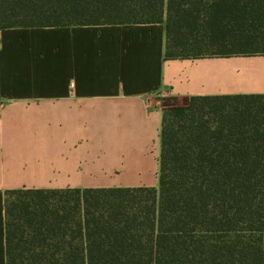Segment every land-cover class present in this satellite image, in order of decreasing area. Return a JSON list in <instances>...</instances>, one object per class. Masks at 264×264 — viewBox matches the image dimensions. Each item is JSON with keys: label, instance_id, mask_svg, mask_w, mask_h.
Listing matches in <instances>:
<instances>
[{"label": "trees", "instance_id": "obj_1", "mask_svg": "<svg viewBox=\"0 0 264 264\" xmlns=\"http://www.w3.org/2000/svg\"><path fill=\"white\" fill-rule=\"evenodd\" d=\"M162 22L165 60L264 56V0H0V29ZM162 109L159 186L8 191L7 264H264V94Z\"/></svg>", "mask_w": 264, "mask_h": 264}, {"label": "crops", "instance_id": "obj_2", "mask_svg": "<svg viewBox=\"0 0 264 264\" xmlns=\"http://www.w3.org/2000/svg\"><path fill=\"white\" fill-rule=\"evenodd\" d=\"M166 43L165 22L0 29V264L8 191L158 187L163 98L264 94L242 56Z\"/></svg>", "mask_w": 264, "mask_h": 264}, {"label": "rangeland", "instance_id": "obj_3", "mask_svg": "<svg viewBox=\"0 0 264 264\" xmlns=\"http://www.w3.org/2000/svg\"><path fill=\"white\" fill-rule=\"evenodd\" d=\"M234 61L237 66H239L240 70L249 71L253 74L256 72L264 71V56H252V57H238ZM250 77H245L247 82H244V88H253L254 86H258L260 84H264V81L253 80ZM251 79V80H250ZM169 98H163L161 105H163L164 101ZM153 179H156L159 186V175L157 176L155 173L152 175Z\"/></svg>", "mask_w": 264, "mask_h": 264}]
</instances>
